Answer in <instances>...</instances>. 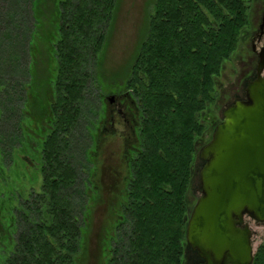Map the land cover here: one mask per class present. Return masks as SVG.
Segmentation results:
<instances>
[{
	"label": "trees",
	"instance_id": "16d2710c",
	"mask_svg": "<svg viewBox=\"0 0 264 264\" xmlns=\"http://www.w3.org/2000/svg\"><path fill=\"white\" fill-rule=\"evenodd\" d=\"M117 5L118 0H0V72L11 81L18 67L26 79L51 85L53 129L46 142L56 145L65 163L52 177L44 170L41 191L21 210L26 218L32 212L35 223L9 236L5 249L0 244V264H80L90 168L85 175L76 156L88 155L91 145L98 148L108 120L105 98L94 99L93 85ZM249 7L248 0L152 1L145 35L119 89L139 111L138 142L136 152L128 151L126 182L115 194L103 263L203 261L187 240L198 141L207 130L202 113L215 102L216 79L250 24ZM37 53L48 55V75L38 71ZM17 92L16 100L0 99L1 130L14 110L17 124L22 119L27 97ZM14 131H1L3 142L21 140V131ZM189 251L195 253L191 263ZM252 264H264V241Z\"/></svg>",
	"mask_w": 264,
	"mask_h": 264
},
{
	"label": "rangeland",
	"instance_id": "374dc122",
	"mask_svg": "<svg viewBox=\"0 0 264 264\" xmlns=\"http://www.w3.org/2000/svg\"><path fill=\"white\" fill-rule=\"evenodd\" d=\"M152 1L118 0L114 18L107 29V42L103 50L101 64L97 68V80L95 79L94 85L92 84L94 86L93 94H95V100L104 96L108 101V96L110 95L119 96L120 86H122L124 79L128 76L130 64L134 59L139 42L145 35L148 15L152 9ZM263 1L248 0L250 6V24L243 31L238 48L225 61L221 73L216 79L215 102L202 113V121L207 125V130L204 137L198 141V159L189 192L191 210L201 195L200 170L205 161L200 157V151L211 140L210 135L212 131L214 132L217 125L223 120V118L221 119L222 111L227 107L228 102L233 99L238 87L243 85L245 88L247 81L257 74V59L252 48L254 42L257 44L258 50L264 45V38L260 42L257 41V38L253 41V36L257 33L261 22L264 10ZM36 56L38 71L43 72L42 74L45 75L48 72V68H51L49 67L48 55L46 53H37ZM15 66L17 67V60ZM16 69L17 77L15 76L14 79H18V81L14 85V89L16 92H20V94L26 93L27 101L23 111L20 110L23 113L21 114L22 119L18 124V115H15V110L14 118L13 115L11 117L6 116V121L1 125L2 130L0 129V132L2 131L6 136H8L6 133L9 129L13 128L16 134L23 130L24 134L27 135L29 130L37 127L38 117L43 111L41 106L38 107L37 103H34L36 98L44 99L38 94V89H40L38 80L35 83L29 77L26 79V76H23L24 74L20 75V69L18 67ZM39 75L41 76V74ZM22 89H26V92L22 91ZM53 94L51 92L49 95L52 97ZM14 96H16V93ZM16 99L17 97L14 98V100ZM17 103L14 101V107ZM47 104L48 102H46ZM47 111L49 112V108ZM103 127L98 138V148H94L91 145L88 155L78 152L76 156V159L82 163L81 167L85 170V175L86 170L90 168L88 181L85 180L84 182L90 191L88 190L89 195L86 205V212L88 214L85 218V249L80 264H105L103 263L104 239L114 221L112 207L116 201L115 194L120 186L119 179L122 174L127 173L126 161L123 156L126 138L123 137V134L124 131L125 133L128 132L130 128H127L120 118L117 119L112 134H108V122H105ZM34 133H41V131H34ZM30 136L31 138L28 137L26 140L31 145L36 139L32 133H30ZM8 141L13 142L12 139H8ZM8 141L3 142L0 137V198L2 200V203L0 201V211L8 210L6 222L9 224L11 220H14L15 192L23 195L25 198L29 194V190H40L39 183L41 184V180L36 182L33 187H31V184L26 183V185H23L21 184L22 182L16 181L14 178V175L16 177L14 172V156H12L14 145ZM7 142L11 147L7 146ZM94 185L96 186V190H98L96 193L94 192ZM247 221L252 229V243L256 253L258 247L264 241V221L259 222L249 216H247ZM188 253L190 257L189 262L191 263L195 260V253L193 251H189Z\"/></svg>",
	"mask_w": 264,
	"mask_h": 264
},
{
	"label": "water",
	"instance_id": "95a60500",
	"mask_svg": "<svg viewBox=\"0 0 264 264\" xmlns=\"http://www.w3.org/2000/svg\"><path fill=\"white\" fill-rule=\"evenodd\" d=\"M264 35V10L259 25ZM246 98L223 111V120L200 151L201 195L187 225L199 264H252L255 250L248 215L264 221V45ZM114 95L108 96L114 101Z\"/></svg>",
	"mask_w": 264,
	"mask_h": 264
},
{
	"label": "flooded vegetation",
	"instance_id": "af4514ba",
	"mask_svg": "<svg viewBox=\"0 0 264 264\" xmlns=\"http://www.w3.org/2000/svg\"><path fill=\"white\" fill-rule=\"evenodd\" d=\"M263 8H264V1H263ZM259 32H260V28L258 29L257 33L253 36V41L254 39L257 38V41L260 42L261 39L264 38V35L262 37L259 36ZM252 49L257 59V64H258L259 53H258L257 44L255 42L253 43ZM256 72H257V66H256ZM255 77H252L250 79H253ZM1 84L2 86H0V99H2L4 96L6 99L12 98V100H14V76L11 78V81H9L7 76H2L0 72V85ZM38 85H40V89H38V94L40 95V97L42 96V98L44 99L36 98L34 103H37L38 107L41 106L43 111L38 117L36 128H32V130H29V133L27 135L24 134L23 130L21 131L22 139L20 140L19 137L18 139H16L15 145H14V152H12V156H14L13 157L14 172L16 174V177L14 175V178L16 179V181L22 182L21 184L23 185H26V183H28L29 185L31 184V187H33L36 182H39L41 180V184L39 183L40 185L39 191H41L42 186L45 184L44 170L49 169L48 173L50 175L51 174L53 175L56 173L57 168L59 169L61 168V165L65 167V163H61L60 157L57 154L56 145L54 146V148H49L48 146L50 145V143L46 142L47 138L49 137L51 133V130L53 129L52 128L53 124H51L50 122L48 111L46 112V110H48L49 108V102H50V97H51V95L49 94L52 91V89H50L51 85L48 83H41ZM3 86L5 90L7 89L10 90V93H11L10 95L7 93L3 94V91L1 89V87L3 88ZM244 98H246V87L244 88L243 85H240L237 91L234 93L233 99H231V101L228 102L227 106L232 104L238 99H244ZM46 102H48L47 105H46ZM42 104L44 105L42 106ZM105 104H106L105 113L108 119L107 120L108 134H112L114 132L117 119L119 118L122 120L123 124L127 128H130L128 132L125 133L124 131V134H123V137L126 138L125 145H124V151H123L124 160L126 161L127 160L126 156L128 155L129 150L136 152L134 148L136 146V143L138 142V132L136 130V124L140 117L139 111L137 110L135 104H133V102H131L129 98H123V97H120V95L117 96L114 99V101H110L109 99L107 101L105 99ZM223 111H222L221 119L223 118ZM13 118H14V115H13ZM34 131H41V133L35 134ZM30 133H32L33 137L36 139L35 140L36 143L33 142L31 145L28 143V140H26V138L28 137L31 138ZM0 156H1V149H0ZM128 156L130 157L132 156V154L130 153ZM78 166L81 167V163H79V161H78ZM128 172L129 170L127 168V173ZM61 173H63V171H61ZM127 173L122 174V176L120 177L119 179L120 184H123L124 182H126L125 178L127 176ZM33 192L34 190H29V194L25 198L23 197V195L15 192L14 194V220L13 221L11 220L9 224L6 222L8 210L6 211L3 210V212L0 211V243H2L3 249H5L4 247L8 246L7 242L9 240L8 239L9 236L16 237L17 233L20 232L24 226L34 225L35 222L33 218V213L30 212V216L26 218L25 214L21 212L23 208L29 207V204H27V200L31 199V195ZM0 201L2 203L1 198H0ZM247 216L245 217V223L249 224V222L247 221Z\"/></svg>",
	"mask_w": 264,
	"mask_h": 264
}]
</instances>
